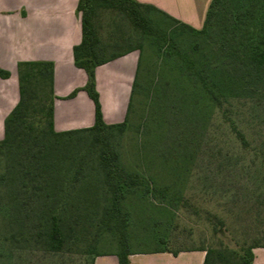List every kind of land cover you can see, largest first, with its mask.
I'll return each mask as SVG.
<instances>
[{
  "label": "rangeland",
  "instance_id": "374dc122",
  "mask_svg": "<svg viewBox=\"0 0 264 264\" xmlns=\"http://www.w3.org/2000/svg\"><path fill=\"white\" fill-rule=\"evenodd\" d=\"M152 21L145 35L119 12L96 13L107 58L139 55L124 131L109 129L104 143L94 132L45 133L46 88L30 132L1 149L0 264H93L124 241L138 251L205 248L215 260L264 245V73L248 61L264 36V0H225L206 32L159 12ZM102 145L130 176L118 197Z\"/></svg>",
  "mask_w": 264,
  "mask_h": 264
},
{
  "label": "crops",
  "instance_id": "0c3cea01",
  "mask_svg": "<svg viewBox=\"0 0 264 264\" xmlns=\"http://www.w3.org/2000/svg\"><path fill=\"white\" fill-rule=\"evenodd\" d=\"M193 28L204 26L213 0H136ZM80 0H0V68L11 73L0 77V141L7 117L20 100L18 67L22 62L54 64V125L58 132L91 128L96 107L82 90L88 82L78 68L74 48L83 39ZM139 67L132 51L96 70V84L107 124L126 121ZM76 91H78L74 96ZM253 264H264V247L253 249ZM98 255L94 264H120L117 253ZM108 254V255H106ZM207 252L198 249L138 251L130 248V264H205Z\"/></svg>",
  "mask_w": 264,
  "mask_h": 264
},
{
  "label": "trees",
  "instance_id": "16d2710c",
  "mask_svg": "<svg viewBox=\"0 0 264 264\" xmlns=\"http://www.w3.org/2000/svg\"><path fill=\"white\" fill-rule=\"evenodd\" d=\"M224 2L225 0H213L211 2L206 15L203 28L204 32L213 24ZM100 8L121 13L129 20L135 30L145 35L152 34L155 30L152 21L153 13H162L152 5L142 4L136 0H80L78 12L82 19L83 39L81 44L74 48V59L76 66L83 69L88 76L87 85L82 90L86 91L95 103L96 120L94 126L81 130L65 132L56 131L54 125V64L52 62H22L18 67L20 100L6 119L5 137L0 141V151L4 147H9L16 142L22 141L30 132L32 129L30 119L32 117V112L35 110L34 102L38 98V90L46 92V88H49L51 102L43 116L47 123V130L45 133H49L60 139L82 132H94L98 143H104V136L109 129L120 127V129L124 131L125 122L121 124H107L104 120L100 95L96 84V70L98 67L120 56L136 51V49L114 54L109 58L105 56V50L101 46V40L95 26L96 13ZM165 15L168 16L167 14ZM172 19L190 31H195L193 27L174 18ZM251 47L250 56H248L249 64L254 71L259 74L264 73V36H260L258 41H253ZM10 76L11 73L9 71L0 68V77L7 79ZM77 92L78 91L72 94V96ZM236 131L240 139L246 142L245 134L241 130L237 129ZM100 162L106 172L108 185L115 196L118 197L120 190H122L123 186L126 185L130 178L119 166V154L116 151H112L109 146L102 145L100 150ZM52 231L54 240L61 243L63 241V234L57 222L53 223ZM125 242L126 241H124L122 250L117 253L120 264H130V250ZM256 247H264V245L252 246L243 254L232 253L228 256L220 252L217 256V260L213 258L214 252L205 248L201 249L207 252L205 264H228L230 258L237 261L236 264H253V249Z\"/></svg>",
  "mask_w": 264,
  "mask_h": 264
}]
</instances>
